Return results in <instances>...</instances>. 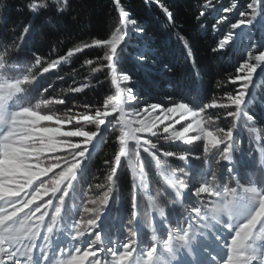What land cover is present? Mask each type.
I'll return each mask as SVG.
<instances>
[{"label": "snow or ice", "instance_id": "6c2138e0", "mask_svg": "<svg viewBox=\"0 0 264 264\" xmlns=\"http://www.w3.org/2000/svg\"><path fill=\"white\" fill-rule=\"evenodd\" d=\"M145 2L161 9L184 46L193 81L200 80L183 23L162 0ZM112 3L118 19L109 38H92L51 59L28 47L33 21L49 26L46 39L61 21L78 20L72 0H27L30 18L20 26L8 24V5L0 0V264H264V125L254 116L257 80L264 76V0L228 6L198 0L192 19L215 37L211 52L223 56L239 46L242 55L234 72L216 80L221 94L197 90L192 100L165 92L151 101L121 70L133 46L136 65L151 67V41L124 0ZM90 49L103 50L83 62L95 84L54 95L46 74ZM96 74L105 75L109 93L99 104L82 102L79 94L104 84ZM245 131L259 153V179L242 178L237 167ZM108 143L115 147L102 162V178L92 174L96 182H89L97 149ZM171 159L182 166L172 167ZM150 165L164 184L155 194Z\"/></svg>", "mask_w": 264, "mask_h": 264}, {"label": "trees", "instance_id": "16d2710c", "mask_svg": "<svg viewBox=\"0 0 264 264\" xmlns=\"http://www.w3.org/2000/svg\"><path fill=\"white\" fill-rule=\"evenodd\" d=\"M72 2L73 14H78V20L74 22L69 17L67 20L61 21L58 31L51 30L47 38L42 39V33L50 32L49 26L43 19H34V33L28 41L29 48H37L46 57L58 59L60 56L65 55L69 48H73L80 43L90 42L92 38H109L118 19L112 0H72ZM162 2L173 11L177 23H183L184 25L182 34L186 36L191 44L196 63L200 68V80L193 81L191 67L184 60V46L177 40L176 33L166 27L168 21L161 9L155 4L146 3L145 0H124V3L130 14L145 28L156 60L148 62L149 65H152L151 67H138L133 59L136 52V48L133 46L127 50L124 56L121 70L133 75L139 89L142 90L143 100L164 99L165 92H180L192 100L198 99L197 90L204 93L221 94L224 90H217L214 87L215 82L217 79H224L229 73L234 72L233 66L240 59L242 48L238 46L235 50L223 56L211 52V47L215 46V37H213L211 31L205 33L199 29L192 19L193 13L199 7L198 0H162ZM230 2L231 0H220V3L224 6H228ZM26 3L27 0H6L8 6L4 9L3 16L7 18L9 25L20 26L29 21V13L24 7ZM132 39L135 41L137 37L133 35ZM102 54V49L87 50L85 53L70 58L53 72L46 74L47 81L55 87L54 95H76L64 93L62 89L89 82L95 84V78L83 62ZM163 64L173 67V72L160 71L159 68ZM258 75H260L259 71ZM56 76L63 77V79L58 80ZM96 76L104 80V84L97 85L93 90H88L87 95L79 94L78 99L82 102L99 104L105 95L109 93L110 84L105 79V75L96 74ZM189 89H191L190 93ZM230 89L231 86L228 90ZM257 95L258 103L254 106V116L258 121L257 126L260 127L264 125V107L260 103L264 101V76L257 80ZM228 123L229 121L221 122L222 126H226ZM241 143L244 152L237 154V167L246 172L252 171L256 169L257 157L251 151L252 143L246 131L241 136ZM114 147L113 144L108 143L97 149L95 158L89 168V182H96L92 179V174L102 178L105 171L102 162L104 159L112 157ZM183 147L188 148L190 146ZM127 175L129 173L126 170L125 176ZM149 178L156 186H162L163 182L152 165L149 166ZM130 193V183L126 181L122 187V198L128 201ZM130 218L129 207L128 212L125 214V225L128 224Z\"/></svg>", "mask_w": 264, "mask_h": 264}, {"label": "rangeland", "instance_id": "374dc122", "mask_svg": "<svg viewBox=\"0 0 264 264\" xmlns=\"http://www.w3.org/2000/svg\"><path fill=\"white\" fill-rule=\"evenodd\" d=\"M259 71V70H258ZM177 127H179V126H177ZM247 135H249L248 133H247ZM250 142L252 143V145H251V151H252V153H253V155H256V157H257V163H256V169H253L252 171H245V170H241V169H239V172H240V175H241V177L242 178H244V179H247V178H249V177H252V178H256V179H259V153H258V151L256 150V144L253 142V141H251L250 140ZM250 156V155H249ZM255 157V158H256ZM179 162V163H178ZM169 164L172 166V167H179V166H182V162H180V161H177V160H175V159H171V160H169ZM154 168H155V166L154 165H152ZM156 171V170H155ZM157 173V172H156ZM158 174V173H157ZM159 175V174H158ZM160 179L162 180V182H163V179H162V177H160ZM149 181H150V185H151V192H152V194H155V193H157V192H159V191H163V189H164V184L162 183V186L161 185H155L153 182H152V180L149 178ZM141 205H142V211L143 210H145L146 208H147V202H146V200H144L143 199V197L141 198ZM127 235V232H125L124 233V236H126ZM121 239H123V236H121Z\"/></svg>", "mask_w": 264, "mask_h": 264}]
</instances>
